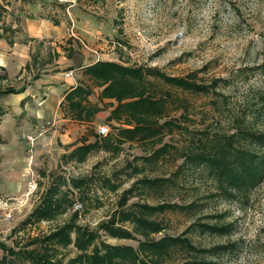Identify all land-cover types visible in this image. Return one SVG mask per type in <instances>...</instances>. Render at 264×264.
Wrapping results in <instances>:
<instances>
[{
  "label": "rangeland",
  "instance_id": "374dc122",
  "mask_svg": "<svg viewBox=\"0 0 264 264\" xmlns=\"http://www.w3.org/2000/svg\"><path fill=\"white\" fill-rule=\"evenodd\" d=\"M0 4L6 8L1 23L17 30V33L8 31L5 35L14 41L26 40L20 36L24 17H46L62 23L59 35L44 39L40 44L33 43L30 69L22 68L24 71L16 76L0 80V89L33 81L32 76H39L43 70L59 71L53 69L54 61L59 60L68 63L61 71L65 77L71 72L74 85L88 83L82 68L97 60H109L156 67L172 76L196 72L202 82L225 80L221 92L226 98L219 100V112L213 110V95L182 93L155 81L158 87L185 99V123L195 134L206 127L211 133L229 131L232 117L242 116L244 112L252 116L257 111L256 94L264 87L263 78L256 69L264 63V0H0ZM46 60L50 64L48 67L43 65ZM3 73L0 70V75ZM20 74L21 78L17 79ZM98 92L97 88L93 89L89 97L91 102L97 101ZM15 102L0 97V139L7 128L23 125L24 120L27 125L30 122L29 116L18 112ZM109 109L100 112L89 124L70 120L60 105L56 115L40 116V120L52 126L38 139V153L33 156V151V157L28 160L17 158L14 161L1 139L0 187L3 185L6 192L0 190V242L21 246L32 237L48 233L74 211L78 213L79 224L94 228L116 210L121 192L135 180L144 176L169 177L172 183L163 187L159 194L135 196L128 203L194 202V214L169 213L163 217L167 224L164 233L183 234L193 222L230 223L233 228L227 235L210 234L193 227L187 236L202 248L232 243L233 248L212 258L216 264H264V181L249 193L227 200L215 195L214 185L204 169H177L181 160H176L174 155L152 164L136 161L135 158L144 154L138 143H125L117 156L93 152L83 163L62 158L70 151L72 143L97 131L98 126L110 131L104 121ZM35 122L34 118L31 123ZM256 128L264 129V125L257 124ZM195 137L193 134L167 135L164 142L181 147L196 141ZM17 138L24 146L20 133ZM43 139V147H40L39 141ZM23 150L26 152L25 147ZM135 165L141 173L132 176ZM70 177L89 179L83 201L76 191L70 195L80 208L74 210L73 206L51 222L23 226L50 183ZM105 179L119 184V188L109 191L104 185ZM8 214L10 218L6 217ZM105 239L111 244H134ZM73 254L70 250L61 256L66 261ZM193 259V255L181 252L168 264H182Z\"/></svg>",
  "mask_w": 264,
  "mask_h": 264
},
{
  "label": "trees",
  "instance_id": "16d2710c",
  "mask_svg": "<svg viewBox=\"0 0 264 264\" xmlns=\"http://www.w3.org/2000/svg\"><path fill=\"white\" fill-rule=\"evenodd\" d=\"M5 13V6L0 4V39H6L12 45L14 40L5 35L8 31L16 33L17 30L1 23ZM46 63L47 60L43 65ZM30 67L31 64L27 63L24 68L29 70ZM256 69L264 81V63ZM0 70L4 71L0 80H6L8 77L4 68L0 67ZM82 74L88 83L71 86L64 93L60 108L70 120L86 124L92 123L100 112L110 108L104 119L110 131L105 136L94 130L90 135L82 136L70 145L69 152L63 154L62 158L66 161L83 163L93 152L117 156L125 143H138L144 154L135 158L136 161L152 164L165 156L174 155L176 160H181L177 169H204L214 185L215 195L227 200L249 193L264 181V129L256 128L257 124L264 125V87L256 94L255 115L249 116L244 112L242 116L232 117V124L226 132L211 133L206 127L195 134L185 123L187 117L183 110L187 102L170 90L213 95V110L219 112V100L226 98L221 92L225 84L222 78L202 82L196 72L172 76L156 67L132 66L109 60H97L84 66ZM38 77L33 75L32 79ZM155 81L170 90L158 87ZM94 88L99 92L97 101L91 102L89 97ZM23 91V85L17 89L9 86L0 89V96ZM185 134L196 135V141L181 147L164 142L167 135L180 137ZM140 173L138 166L132 167V176ZM88 182L87 177L52 181L23 226L51 222L67 213L75 205L70 198L72 192H78L83 201ZM104 183L112 192L120 186L109 179H105ZM169 183H172L169 177L144 176L135 180L121 192L116 210L94 228L79 224L78 213L74 211L48 233L32 237L21 246L0 242V264H168L181 252L194 257L182 264H216L212 258L234 245L198 247L187 233L191 228L198 227L202 232L227 235L233 228L232 224L193 222L183 234L169 235L164 233L167 224L163 217L169 213L194 214V202L128 203L135 196L159 194ZM160 233L162 235L158 237ZM105 238L134 244H111ZM70 250L74 254L65 261L61 255Z\"/></svg>",
  "mask_w": 264,
  "mask_h": 264
},
{
  "label": "crops",
  "instance_id": "0c3cea01",
  "mask_svg": "<svg viewBox=\"0 0 264 264\" xmlns=\"http://www.w3.org/2000/svg\"><path fill=\"white\" fill-rule=\"evenodd\" d=\"M61 24V22L56 23L46 17H24L22 20L23 27L22 32H20V36H24L26 40L21 42L14 41L12 45H9L6 39H0V67L4 68L7 77L12 78L13 76H16V74H18L22 68L29 63L32 46L35 41L40 44V42L44 39L59 35L60 31H62ZM49 65V63H46L45 67H48ZM54 65L55 67L53 69L59 71L51 73L50 70H43L38 79L27 81L26 84L22 83L17 87L11 86L17 89L23 85L24 91L22 93L0 96L8 98V100L14 102L16 101L15 108L17 110L19 108L18 112L25 113L29 116V118L27 117L28 120H30L28 125L24 120L21 123L23 125L15 124L13 127L7 128L4 136L1 137L3 140L2 146L6 147V151L10 153L11 158L14 161L17 158L23 159L22 161L31 158L28 157V153L23 150L25 145L22 146L21 142L18 140V134L20 133L22 135L32 133L36 125L44 123L43 120H40V116L47 117L54 114L56 115L64 93L74 85L72 78L65 77L64 72L61 71L63 68L68 66V63L61 62L59 60L54 61ZM22 71H24V69ZM20 78L21 74L17 77V79ZM34 118L36 119V122L33 124L31 122L34 121ZM44 141V139L39 141L41 144L40 147H43L42 142ZM36 145L33 156L38 153ZM21 152L22 156H20ZM25 153L27 154V158H25ZM21 166H23V164H21ZM5 189L6 188L1 185L0 190H4L3 192H6Z\"/></svg>",
  "mask_w": 264,
  "mask_h": 264
},
{
  "label": "built area",
  "instance_id": "2783aa9c",
  "mask_svg": "<svg viewBox=\"0 0 264 264\" xmlns=\"http://www.w3.org/2000/svg\"><path fill=\"white\" fill-rule=\"evenodd\" d=\"M65 75H66V77H70L71 72H67ZM50 126H52V124H50V122H45V123H42L40 125H36L34 127V130L32 133L21 135V138L25 144L26 152L28 153L29 157H31V155L34 151L35 145L37 143V139L40 138L41 136H43L44 134H46V132L48 131ZM97 133L101 136L107 135V133H108L107 127L98 126ZM78 208H80V205L75 204L74 210H77ZM6 217L10 218L11 214H8Z\"/></svg>",
  "mask_w": 264,
  "mask_h": 264
}]
</instances>
